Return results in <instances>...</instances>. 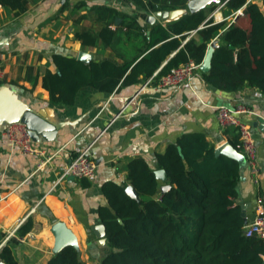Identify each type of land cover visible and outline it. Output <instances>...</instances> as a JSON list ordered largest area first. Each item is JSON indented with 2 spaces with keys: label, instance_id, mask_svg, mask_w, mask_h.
Segmentation results:
<instances>
[{
  "label": "crops",
  "instance_id": "0c3cea01",
  "mask_svg": "<svg viewBox=\"0 0 264 264\" xmlns=\"http://www.w3.org/2000/svg\"><path fill=\"white\" fill-rule=\"evenodd\" d=\"M26 5L20 15L9 6L0 7V64L5 71L0 94L11 92L33 109L45 108L56 131L51 140L41 136L34 141L42 154H25L6 133L8 117H0V186L5 194L0 201V250L9 244L21 264H47L56 253L51 228L62 221L75 234L83 260L99 264L111 250L107 240L99 243L93 231L94 225L102 223L100 207L108 205L104 184L130 185L129 164L138 156L158 170L157 153L184 135H204L215 150L231 143L238 134L220 126V105L245 103L252 110L243 119L254 128L259 171L252 174L243 159L236 203L247 204L248 222L254 219L257 198L264 201V94L259 89L245 85L237 91H223L206 83L202 70L189 83L170 87H158V79L143 86L140 74L138 81L121 82L112 92L88 84L79 89L74 102L52 103L43 77L48 70L59 72L55 55L81 60L78 56L83 52L88 55L82 60L86 63L111 60L122 64L138 56L140 60L146 32L149 40L154 24L166 26L173 21L157 19L149 24L147 17L154 11L135 0H26ZM99 7L118 14L111 28L119 32L110 44L100 36L108 19L100 18ZM233 11L226 6L216 8L214 21L221 22V17ZM124 16L135 18L141 37L128 38L121 28ZM231 23L226 20L223 29ZM248 25L252 26L251 21ZM86 30L98 36L96 43L86 44L77 37V32ZM191 36L197 37L195 31L182 46ZM88 146L99 164L94 177L68 176L52 188L72 158ZM158 178L160 188L169 184L167 175ZM30 216L34 226L21 235L19 228Z\"/></svg>",
  "mask_w": 264,
  "mask_h": 264
},
{
  "label": "trees",
  "instance_id": "16d2710c",
  "mask_svg": "<svg viewBox=\"0 0 264 264\" xmlns=\"http://www.w3.org/2000/svg\"><path fill=\"white\" fill-rule=\"evenodd\" d=\"M135 1L156 11L184 8L189 0ZM221 3L230 10L246 6L244 13L225 29V21L215 22L208 17ZM1 6L11 7L16 15L27 10L26 0H0ZM98 10L101 19H108L100 36L110 44L119 32L118 28H111L118 14L108 7ZM172 21L166 26L154 24L149 40L146 32L147 43L140 60L138 56L122 64L111 60L86 63L76 57L55 55L59 72L48 70L43 77L51 102H74L79 89L88 84L112 92L121 82L125 85L138 81L140 74L144 75L140 80L144 82L158 69L159 75H163L190 60L203 63L214 38H219L218 47L211 69L202 72L204 81L223 91H237L249 85L264 94V0L261 3L221 0ZM121 26L128 38L141 37L135 18L124 16ZM193 31L197 37L191 36L182 46ZM77 37L86 44H94L98 38L90 30L77 32ZM230 141L240 151L239 137ZM156 158L158 168L165 169L170 184L159 198L156 197L161 189L159 178L142 156L135 157L128 170V179L138 198L126 191V184L115 181L104 184L108 205L101 206L99 214L111 250L99 264L264 263V238L245 234L247 222L242 206L236 203L243 160L217 154L204 135L195 134L170 143ZM33 226L30 216L19 228L20 234L25 235ZM0 259L6 264H21L9 244L0 250ZM47 264L87 262L80 249L66 246Z\"/></svg>",
  "mask_w": 264,
  "mask_h": 264
},
{
  "label": "built area",
  "instance_id": "2783aa9c",
  "mask_svg": "<svg viewBox=\"0 0 264 264\" xmlns=\"http://www.w3.org/2000/svg\"><path fill=\"white\" fill-rule=\"evenodd\" d=\"M225 3H221L217 10H220ZM246 6H243L233 11L227 17H221L220 21L231 19L232 23L235 22L240 15L244 13ZM214 17L213 12L209 18ZM202 63H197L190 60L184 64L172 68L168 73L159 75V71H155L149 78L144 81L143 86H148L157 80L158 87H170L189 83L194 75L201 71ZM5 75L4 68L0 64V81L3 80ZM252 113L250 107L245 103H238L234 106L220 105L217 107V118L220 126L223 129H228L236 132L240 141V152L244 155V159L249 166L252 174H257L258 167V150L256 144V137L254 128L250 123L243 119V115ZM9 139L17 145L25 154H42V150L35 145L32 135L27 125L22 121H14L9 124L6 129ZM98 161L90 153V146L86 147L77 153L66 168L63 170L60 177L54 182V188L61 180L68 176H73L77 179L92 178L97 172ZM5 198V194L0 186V201ZM245 234L247 236L257 235L264 238V201L261 197L257 198L255 205V216L245 226Z\"/></svg>",
  "mask_w": 264,
  "mask_h": 264
},
{
  "label": "water",
  "instance_id": "95a60500",
  "mask_svg": "<svg viewBox=\"0 0 264 264\" xmlns=\"http://www.w3.org/2000/svg\"><path fill=\"white\" fill-rule=\"evenodd\" d=\"M221 0H189L187 7L177 8L171 10H156L147 17V22L149 24H154L157 19H167L175 20L180 16H183L189 12H196L203 9L211 4H219ZM150 34V32H148ZM219 38L213 39L207 49L206 56L201 66L202 72H208L212 66V57L215 49L218 47ZM3 46L2 41H0V49ZM230 48H234V45H230ZM81 60H87L88 55L81 52L78 56ZM6 116L9 122L22 121L24 122L34 141H40L41 136L45 139L51 140L54 137L56 126L48 119V113L45 108L33 109L25 104L22 100L16 98L13 93L5 92L0 94V117ZM181 150V148H180ZM217 154H224L229 157L243 160L244 155L239 152L230 142L225 143L223 146L216 150ZM244 161V160H243ZM158 177H166L165 169L155 170ZM170 188V184H165L161 187L162 192H165ZM126 191L134 198H138V193L133 185H128ZM248 205H242V215L244 216L246 222L247 219V209ZM52 233L55 236L54 247L56 252L62 250L66 246L78 247V240L71 229L62 221H58L53 224ZM93 231L99 238V243L106 242V227L103 223H98L94 225ZM0 264H6L2 259H0ZM264 264V263H263Z\"/></svg>",
  "mask_w": 264,
  "mask_h": 264
},
{
  "label": "rangeland",
  "instance_id": "374dc122",
  "mask_svg": "<svg viewBox=\"0 0 264 264\" xmlns=\"http://www.w3.org/2000/svg\"><path fill=\"white\" fill-rule=\"evenodd\" d=\"M72 177H73V176H72ZM90 264H94V263L90 262Z\"/></svg>",
  "mask_w": 264,
  "mask_h": 264
}]
</instances>
